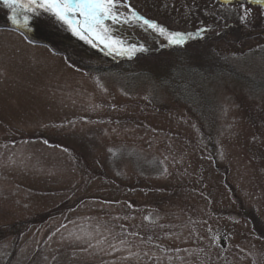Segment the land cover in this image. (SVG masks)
<instances>
[{
  "label": "rangeland",
  "instance_id": "obj_1",
  "mask_svg": "<svg viewBox=\"0 0 264 264\" xmlns=\"http://www.w3.org/2000/svg\"><path fill=\"white\" fill-rule=\"evenodd\" d=\"M127 5L205 31L106 22L129 58L0 3V264H264V2Z\"/></svg>",
  "mask_w": 264,
  "mask_h": 264
},
{
  "label": "snow or ice",
  "instance_id": "obj_2",
  "mask_svg": "<svg viewBox=\"0 0 264 264\" xmlns=\"http://www.w3.org/2000/svg\"><path fill=\"white\" fill-rule=\"evenodd\" d=\"M264 2V0H257ZM3 6L11 11L9 19L13 24L27 28L30 16L27 13L35 14L37 9L49 13L56 20L67 25L74 36L80 40L97 47L103 45L107 54L115 53L119 56L132 58L137 52L146 51L141 45H126L124 41L111 35V28L106 22L112 24L141 22L148 29L167 40L168 46L183 47L189 40L196 38L204 29L198 30L195 34L191 32L171 31L156 21L147 19L131 9L127 0H0ZM121 6L129 8V15L124 16L119 11ZM244 8V5H241ZM249 9L244 10L240 17L243 21Z\"/></svg>",
  "mask_w": 264,
  "mask_h": 264
},
{
  "label": "trees",
  "instance_id": "obj_3",
  "mask_svg": "<svg viewBox=\"0 0 264 264\" xmlns=\"http://www.w3.org/2000/svg\"><path fill=\"white\" fill-rule=\"evenodd\" d=\"M16 29V30H18V31H20V32H23L24 33V31H28V30H30V29H26L25 27H22V26H20V27H15V26H8V28L7 29H10V30H12V29ZM23 30V31H22ZM28 38V37H27ZM28 41H30L31 43L33 42L32 40H31V38H30V40H28ZM15 246V245H14Z\"/></svg>",
  "mask_w": 264,
  "mask_h": 264
}]
</instances>
